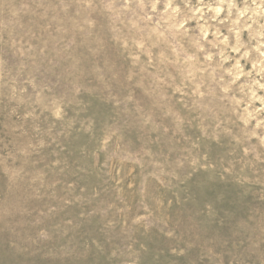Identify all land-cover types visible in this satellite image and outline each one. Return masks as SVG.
I'll list each match as a JSON object with an SVG mask.
<instances>
[{
  "label": "rangeland",
  "instance_id": "obj_1",
  "mask_svg": "<svg viewBox=\"0 0 264 264\" xmlns=\"http://www.w3.org/2000/svg\"><path fill=\"white\" fill-rule=\"evenodd\" d=\"M0 264H264V0H0Z\"/></svg>",
  "mask_w": 264,
  "mask_h": 264
}]
</instances>
